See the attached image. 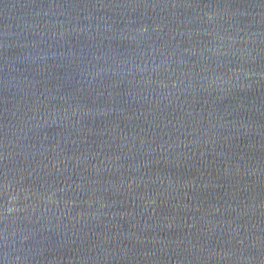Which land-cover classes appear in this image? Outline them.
<instances>
[{"label":"water","instance_id":"1","mask_svg":"<svg viewBox=\"0 0 264 264\" xmlns=\"http://www.w3.org/2000/svg\"><path fill=\"white\" fill-rule=\"evenodd\" d=\"M0 264H264V0H0Z\"/></svg>","mask_w":264,"mask_h":264}]
</instances>
